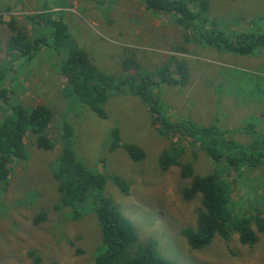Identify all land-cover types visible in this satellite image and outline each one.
<instances>
[{
	"label": "rangeland",
	"instance_id": "374dc122",
	"mask_svg": "<svg viewBox=\"0 0 264 264\" xmlns=\"http://www.w3.org/2000/svg\"><path fill=\"white\" fill-rule=\"evenodd\" d=\"M60 7L73 10H53ZM34 11L52 13L53 18H46L53 21L70 22V38L105 74L134 80L140 74L153 77L159 82L154 90L170 109L173 121H192L200 127L216 125L244 146L254 138L241 130L254 124L255 138L264 139V49L242 56L195 42L184 45L186 32L175 23L176 15L151 11L142 0H0L3 19L13 16L15 26L23 27L28 40L42 37L45 43L33 61L25 63L22 58L16 62L18 82L12 83L13 73L7 71L9 86L29 87V94L23 93V85L16 88L11 103L51 107L54 118L49 132L56 143L46 151L34 145L29 136L28 160L14 164L7 189L0 194V264H35L29 256L32 250L37 251L39 264H95L94 256L102 245L96 214L86 210L81 220L73 221L67 218V208H59L53 172L62 152L58 138L64 122L75 128L73 147L78 159L107 178L104 195L134 224L141 242L156 240L160 254L176 264H264L261 233L253 247L241 244L238 234L229 241L216 235L210 246L199 250L189 246L182 231L196 227L201 199L184 201L182 191L191 180L181 177L179 167L164 171L159 163L161 154L182 136L172 140L155 128L149 107L138 97L113 95L105 104L109 117L101 118L75 96L62 93L61 68L67 53L56 48L51 24L29 22L27 18ZM209 19L229 35L264 32V0H211ZM13 36L7 25L0 26V63L11 62L6 43ZM181 47L187 52L176 54ZM128 60L135 66L126 70ZM171 60L189 71L185 86L161 82L160 71L168 64L176 76ZM131 69L137 73L133 75ZM113 129L120 131L122 143L141 147L145 159L134 162L123 149L109 152ZM184 143L185 163L197 154V175L216 174L232 182L231 208L236 215L245 218L258 208L264 211V164L232 171L225 161L211 160L199 143L198 147L191 140ZM116 177L129 186L128 195L114 182ZM254 189L259 193L254 194ZM41 212L47 213L48 220L35 226L33 219Z\"/></svg>",
	"mask_w": 264,
	"mask_h": 264
},
{
	"label": "trees",
	"instance_id": "16d2710c",
	"mask_svg": "<svg viewBox=\"0 0 264 264\" xmlns=\"http://www.w3.org/2000/svg\"><path fill=\"white\" fill-rule=\"evenodd\" d=\"M142 1L151 11L176 15L175 23L186 32L184 45L195 42L220 52L242 56L253 55L264 49V32L260 29H258L260 32L248 30L229 35L210 24L211 0ZM46 17L53 18V15L50 12L34 11L27 19L32 24L36 21L45 25L51 24L55 29L56 48L65 49L67 53L61 68V73L66 79L62 93L75 96L101 118L109 117L105 104L113 95L138 97L149 107L155 128L172 140L182 136L173 141L171 149L161 154L159 163L161 170L164 171L179 167L181 177L191 180L189 186L182 191L184 201L191 202L197 197L201 199L196 227H188L182 231L189 246L195 250L203 249L212 244L216 235L229 241L234 234L239 235L241 244L255 246L259 242V233L264 234V211L258 208L253 216L240 218L231 208V194L234 188L232 182H227L226 178L223 179L216 174L197 175L194 168L196 153L193 161L186 163L183 161L187 149L184 142L191 140L196 147L199 143V148L211 160L225 161L232 171L239 172L243 168L257 169L264 164V139L255 138L257 133L255 125L249 124L241 130L254 138L251 144L244 146L230 139L228 131L216 125L200 127L192 121L184 123L173 121L169 116L170 109L154 90L159 82L153 77L140 74L141 77L134 80L133 77L117 78L105 74L91 61L89 54L70 38L68 25L62 19L53 21ZM15 24L13 16L10 21L5 22L3 15H0V26L7 25L14 32V36L7 44L9 55L13 59L9 64L0 63V194L7 189L14 164L28 160L26 140L30 138L29 136L39 149L49 151L56 145L49 132L54 118V110L51 107L41 104L27 108L20 103H11L15 89L22 84L9 86L10 75L7 76V71L10 69L13 73L10 81L18 82L19 77L15 73L16 62L21 61L22 58L25 59V63L33 61L45 46L42 37L30 41L23 27L17 28ZM186 52L187 49L181 47L177 54ZM175 59L178 61L177 58ZM171 61L175 65L174 60ZM131 66H135L133 60L125 62L126 70ZM170 66L171 64H168L160 71L161 82L185 86L189 81V71L186 66L177 63L175 77L171 74ZM135 72L134 70L133 75L137 73ZM74 136V126L64 122L60 126V140L58 138L62 152L56 164L57 168L53 172V178L58 182L61 202L59 208L69 210L67 218L79 221L86 210L96 214L102 245L94 256L95 264H176L160 254L156 240L140 241L134 224L115 206L111 198L104 195L107 178L101 173L90 170L78 159L73 147ZM117 149H123L134 162H141L146 157L141 147L122 143L120 131L113 129L109 152ZM114 182L125 194H129V186L121 182L120 178H114ZM253 193L258 194L259 191L254 189ZM47 220V213L41 212L34 217L33 224L38 226ZM29 256L34 258L35 264L40 263L36 250H32Z\"/></svg>",
	"mask_w": 264,
	"mask_h": 264
},
{
	"label": "crops",
	"instance_id": "0c3cea01",
	"mask_svg": "<svg viewBox=\"0 0 264 264\" xmlns=\"http://www.w3.org/2000/svg\"><path fill=\"white\" fill-rule=\"evenodd\" d=\"M68 9V10H73L72 8H70V7H60V8H55V9H53V10H61V9ZM11 10V9H10ZM10 10L8 9V11L10 12ZM4 17V16H3ZM10 19H11V16L9 17V19L8 20H6V19H4V21L5 22H8V21H10ZM66 24L67 25H69L70 24V22H66ZM158 25V24H157ZM5 26V25H4ZM7 44H8V42L6 43V47H7ZM77 44V43H76ZM78 45V44H77ZM79 46V45H78ZM81 48V47H80ZM84 50V49H83ZM87 52V51H86ZM88 53V52H87ZM89 54V53H88ZM176 54H177V52H176ZM90 56V55H89ZM12 57H11V61H12ZM91 61L93 62V60L91 59ZM10 62L8 61V64H9ZM36 64L38 63V60L35 62ZM94 63V62H93ZM95 64V63H94ZM96 65V64H95ZM97 66V65H96ZM98 67V66H97ZM99 69H100V67H98ZM132 73L134 74V72L132 71ZM63 78H64V80H63ZM24 80L26 79V78H23ZM61 79H62V82L63 83H65L66 82V79H65V77L64 76H62V74H61ZM23 85V93L25 92V91H27V94H29V87H27V86H24L25 84H22ZM39 87V89H42V87H43V85H39L38 86Z\"/></svg>",
	"mask_w": 264,
	"mask_h": 264
}]
</instances>
